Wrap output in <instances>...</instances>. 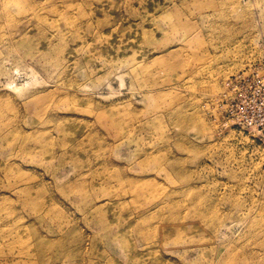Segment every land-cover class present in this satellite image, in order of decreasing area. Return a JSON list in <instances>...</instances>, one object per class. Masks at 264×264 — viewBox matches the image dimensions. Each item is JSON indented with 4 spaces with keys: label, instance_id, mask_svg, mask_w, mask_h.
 Listing matches in <instances>:
<instances>
[{
    "label": "rangeland",
    "instance_id": "374dc122",
    "mask_svg": "<svg viewBox=\"0 0 264 264\" xmlns=\"http://www.w3.org/2000/svg\"><path fill=\"white\" fill-rule=\"evenodd\" d=\"M0 264H264V0H0Z\"/></svg>",
    "mask_w": 264,
    "mask_h": 264
}]
</instances>
